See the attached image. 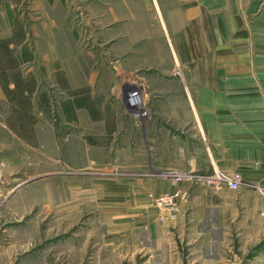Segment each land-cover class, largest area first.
Wrapping results in <instances>:
<instances>
[{
    "label": "crops",
    "instance_id": "obj_1",
    "mask_svg": "<svg viewBox=\"0 0 264 264\" xmlns=\"http://www.w3.org/2000/svg\"><path fill=\"white\" fill-rule=\"evenodd\" d=\"M135 1L142 10L145 5V17L137 16ZM151 4L162 23L155 33L148 18ZM169 7H174L171 15L165 12ZM179 38L188 41L186 51L176 43ZM165 41L183 59L184 81L175 83L185 89L193 135L167 134L161 113L136 128L117 96L116 72L95 60L132 56L138 49L157 55V42ZM1 56L6 60L0 59V99L13 103L15 113L35 115L36 100L45 89L52 92L51 100L60 95L66 106L63 125L77 131L66 141L75 135L79 140L100 137L102 162L130 173L115 198L130 208L126 217H132V225L127 224L132 233L137 222L147 224L149 237L157 232L154 239L162 240L165 249L173 236L186 242L191 255L210 261L215 255L221 258L220 249L235 239L245 246L261 236L264 0H0ZM8 126L21 136L19 126ZM147 168L187 174L178 186L185 196L176 221L159 222L151 198L175 191L177 185L135 174ZM215 169L233 174L240 188L224 186L215 192L206 182Z\"/></svg>",
    "mask_w": 264,
    "mask_h": 264
},
{
    "label": "rangeland",
    "instance_id": "obj_2",
    "mask_svg": "<svg viewBox=\"0 0 264 264\" xmlns=\"http://www.w3.org/2000/svg\"><path fill=\"white\" fill-rule=\"evenodd\" d=\"M135 3L139 6L138 10L135 7L137 16L145 17V5L142 10L141 2ZM172 10L174 7H169L165 12L171 15ZM148 18L155 33L162 23L154 4L150 5ZM208 42L213 45L209 37ZM176 43L187 50L185 38ZM157 44V55L152 49L150 54L138 49L132 56H102L95 60L116 72L117 96L122 98L124 112L136 128H143L161 113L167 134L193 135L196 129H192L194 123L189 124L191 118L187 119L190 105L185 89L179 86L182 83H175L184 79L179 66L183 59L171 51L168 41ZM0 59L6 60L4 56ZM51 97L52 92L42 91L35 103V115L15 113L13 103L0 99V264H264V228L260 237L245 246L236 239L231 241L220 249L222 257L215 255L212 262L191 255L186 242L180 243L173 236L171 247L166 242L165 249L162 240L154 239L157 232L154 238L149 237L146 223L137 222L132 233L127 227L132 225V217H126L130 208L115 198L130 173L115 163L102 162L105 154L99 149L100 137L79 140L75 135L71 143L67 142L69 134L77 131H68L63 125L62 110L66 106L61 96ZM138 98L151 113V118L140 125L133 116L139 104L135 109L128 104ZM9 124L19 126L21 136ZM201 129L198 127L199 132ZM84 141L94 142V149ZM178 172L147 168L145 173L135 174L174 184ZM183 180L176 183L177 187ZM218 189L222 188L215 187L214 191Z\"/></svg>",
    "mask_w": 264,
    "mask_h": 264
},
{
    "label": "built area",
    "instance_id": "obj_3",
    "mask_svg": "<svg viewBox=\"0 0 264 264\" xmlns=\"http://www.w3.org/2000/svg\"><path fill=\"white\" fill-rule=\"evenodd\" d=\"M134 103H136V105ZM128 104L131 109H135L137 104H139L137 109L138 113L133 115L135 116L138 125H140L141 121L151 118V113L146 110V104L143 103L141 98L135 99V101L129 100ZM186 177V173L178 172L173 177L174 183L176 184ZM206 182L209 186H213L214 188H223L224 186H227L234 191L240 188V182L233 174L219 169H215L212 176L206 178ZM259 193L264 198V190H259ZM184 196L183 190L178 187L175 191H166L158 196L152 197V205L159 212L158 221L161 223L176 221L179 216V204Z\"/></svg>",
    "mask_w": 264,
    "mask_h": 264
},
{
    "label": "trees",
    "instance_id": "obj_4",
    "mask_svg": "<svg viewBox=\"0 0 264 264\" xmlns=\"http://www.w3.org/2000/svg\"><path fill=\"white\" fill-rule=\"evenodd\" d=\"M1 81L3 82V86H4V89H5L6 94L10 96L11 91L8 89L7 83H4V79L2 78V76H1Z\"/></svg>",
    "mask_w": 264,
    "mask_h": 264
}]
</instances>
